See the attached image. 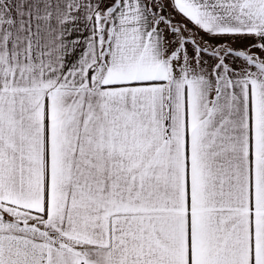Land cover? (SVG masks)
Returning a JSON list of instances; mask_svg holds the SVG:
<instances>
[{
  "label": "snow or ice",
  "instance_id": "1",
  "mask_svg": "<svg viewBox=\"0 0 264 264\" xmlns=\"http://www.w3.org/2000/svg\"><path fill=\"white\" fill-rule=\"evenodd\" d=\"M0 264H264V0H0Z\"/></svg>",
  "mask_w": 264,
  "mask_h": 264
}]
</instances>
